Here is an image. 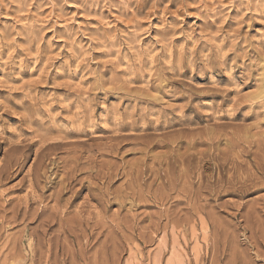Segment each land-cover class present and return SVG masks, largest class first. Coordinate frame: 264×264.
Here are the masks:
<instances>
[{"label": "rangeland", "instance_id": "374dc122", "mask_svg": "<svg viewBox=\"0 0 264 264\" xmlns=\"http://www.w3.org/2000/svg\"><path fill=\"white\" fill-rule=\"evenodd\" d=\"M0 264H264V0H0Z\"/></svg>", "mask_w": 264, "mask_h": 264}]
</instances>
